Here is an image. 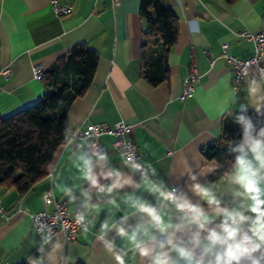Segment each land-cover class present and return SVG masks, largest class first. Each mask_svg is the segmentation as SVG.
Segmentation results:
<instances>
[{"label": "crops", "instance_id": "obj_1", "mask_svg": "<svg viewBox=\"0 0 264 264\" xmlns=\"http://www.w3.org/2000/svg\"><path fill=\"white\" fill-rule=\"evenodd\" d=\"M62 2L72 4L73 10L57 18L48 0H0V67L10 69L9 77L0 78V118L32 106L46 93L43 81L34 78L35 67L44 71L73 47L84 44L97 53L98 64L90 87L67 110L70 129L84 130L94 124L112 127L125 121L129 125L127 138L140 157L151 161L171 183L187 179L192 172L210 173L217 163L205 159L201 149L219 136L222 119L235 107L234 101L242 102L247 96V86L234 92L231 68L222 57L221 46L226 44V53L240 60L252 56V43L238 33L261 29L264 0L232 4L223 0H161L178 18V36L168 55V79L156 87L141 76L140 0H119L117 7L110 0ZM193 65L198 76L194 91L182 99L184 81ZM113 140L111 135L100 137L115 166L120 164L121 154L111 148ZM85 156L90 154L84 141L64 145L48 166V175L26 193L0 188L4 208L0 264H27L26 259L36 254L42 240L31 216L52 210L42 198L48 188L66 203L69 212L79 208L92 221L89 231H80L73 242H66L62 234L52 238L64 245V253L72 258L68 264H113L95 238L100 222L127 210L126 195L143 196L153 204L156 200L143 190H125L113 194L119 204L116 209L107 203V197L90 189L91 204L102 207L85 209L84 185L78 179L81 157ZM128 264L135 260L129 259Z\"/></svg>", "mask_w": 264, "mask_h": 264}, {"label": "clouds", "instance_id": "obj_2", "mask_svg": "<svg viewBox=\"0 0 264 264\" xmlns=\"http://www.w3.org/2000/svg\"><path fill=\"white\" fill-rule=\"evenodd\" d=\"M234 102L230 115L239 126V139L218 129L233 156L223 171L215 165L207 175L192 172L171 183L134 150L123 151L114 166L96 141L91 155L81 157L78 179L86 186L81 187L85 209L102 207L91 204L90 189L116 209L113 194L125 190H143L156 200L126 195L127 210L100 222L95 238L113 264H128L129 259L135 264H264V68L249 76L244 100ZM74 220L89 231L92 221L85 214L76 212ZM71 259L63 244L45 234L36 254L26 260L68 264Z\"/></svg>", "mask_w": 264, "mask_h": 264}, {"label": "trees", "instance_id": "obj_3", "mask_svg": "<svg viewBox=\"0 0 264 264\" xmlns=\"http://www.w3.org/2000/svg\"><path fill=\"white\" fill-rule=\"evenodd\" d=\"M223 1L232 4L236 0ZM139 16L143 23L141 76L156 87L168 79V55L177 40L178 18L161 0H140ZM97 64L95 51L84 44L73 47L43 71L40 80L46 93L36 103L0 118V188L13 187L24 194L48 175V166L70 130L67 110L92 84ZM221 127L226 136L239 139V126L230 114L223 117ZM201 153L221 171L233 159L220 134Z\"/></svg>", "mask_w": 264, "mask_h": 264}, {"label": "built area", "instance_id": "obj_4", "mask_svg": "<svg viewBox=\"0 0 264 264\" xmlns=\"http://www.w3.org/2000/svg\"><path fill=\"white\" fill-rule=\"evenodd\" d=\"M113 7L119 5V0H110ZM52 13L57 18H62L70 15L73 6L70 3H63L62 0H48ZM239 37L245 38L253 45L252 56L245 60H240L232 55L226 53L228 46L223 44L222 57L230 65L232 77L231 83L234 90L241 92L247 86L249 76L254 74L257 68H264V17H262V27L257 32H250L247 30L238 33ZM43 71L40 68L33 69L34 78L40 79ZM10 76V69L8 67H0V78H7ZM197 72L193 65L190 74L186 77L181 91V98L184 99L190 96L194 91V82L197 80ZM129 125L125 121H118L112 127L106 124L90 125L84 130L70 129L65 145H71L77 141H84L86 145V152L91 155L96 141L100 146L107 148L101 143L100 137L102 135H111L114 137L111 148L113 151L122 153L123 151L134 150L137 155L136 146L127 138ZM140 156V155H139ZM138 175V174H137ZM43 202L46 206H51L50 212L40 211L31 216L33 226L40 229L38 233L41 240L47 237L53 238L57 234H62L66 242H73L77 234L82 231L80 226L76 225L74 215L76 212L83 211L76 209L72 213L69 212L66 203L56 199L51 188H48L43 193ZM4 216V208L0 200V218Z\"/></svg>", "mask_w": 264, "mask_h": 264}]
</instances>
